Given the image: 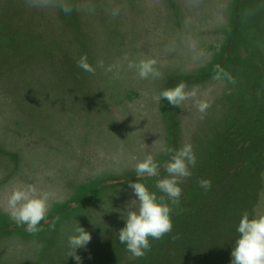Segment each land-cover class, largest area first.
<instances>
[{
	"label": "rangeland",
	"instance_id": "rangeland-1",
	"mask_svg": "<svg viewBox=\"0 0 264 264\" xmlns=\"http://www.w3.org/2000/svg\"><path fill=\"white\" fill-rule=\"evenodd\" d=\"M81 5L79 21L68 15L64 31L82 30L95 74L76 62L65 86L43 80L48 64L40 57L50 40L45 33L37 39V61L26 69L31 88L16 89L0 77V264H64L68 253L62 251H70L68 239L79 226L98 234L107 222L119 237L136 198L129 187L137 180L136 163L152 155L160 164L159 177L139 178L159 195L155 183L167 175L163 166L171 156L166 149L184 144L193 146L197 164L173 206L172 233L152 240L150 251L176 241L184 223L197 226L246 195L253 203L250 218L264 215V0H256L255 9L251 0L244 8L241 0ZM148 60L155 61L158 77L140 79L128 67ZM181 82L209 105L205 113L193 100L180 108L158 99ZM202 178L211 179L207 192L199 186ZM97 183L104 184L95 189ZM28 185L51 205L49 223L42 221L37 234L7 211L9 194ZM124 245L119 264L137 259ZM231 261L229 254L224 264Z\"/></svg>",
	"mask_w": 264,
	"mask_h": 264
},
{
	"label": "trees",
	"instance_id": "trees-1",
	"mask_svg": "<svg viewBox=\"0 0 264 264\" xmlns=\"http://www.w3.org/2000/svg\"><path fill=\"white\" fill-rule=\"evenodd\" d=\"M247 2L248 0L246 2L241 0L242 7L244 4L247 5ZM79 3L80 0H74L76 6ZM255 3L256 0H251V9L257 8L258 4ZM68 15L79 21L80 15L75 7L71 14L65 15L64 12L54 8L44 10L30 8L26 0H0V49L2 48L0 77H4L6 82L9 80L8 82L15 85L16 89L31 88L32 78L29 77L26 69L37 61L34 58L40 46L37 39L44 37L46 33L50 40L43 44L40 58L44 57L42 61L48 64V74L47 77L42 76V79L45 81L50 79L49 83L55 86H65L72 64L85 54L87 56L82 30L77 27L74 30L77 32L75 34L64 31L65 27L67 29L66 19H70ZM249 15H254L253 11ZM75 70L79 69L76 67ZM1 81L0 78V83ZM4 84L6 86V83ZM83 114L85 115L84 112ZM81 129L79 131L83 135L84 128ZM103 184H94V188ZM249 199L246 195L245 199L239 198L237 208L235 205L230 207L226 205L225 208H218L217 213L210 212L198 222L197 226H195L197 221L184 223L185 229L176 235L178 237L176 241L169 242L165 247L155 248L148 256L131 260L126 264H137L139 260L142 264H224L238 239L237 229L243 214L247 212L251 217L253 203ZM227 208L229 209L226 210ZM222 211L228 214L223 215ZM114 228L106 222L104 227L101 226L98 234L95 231L91 232L92 239L88 245L77 249V253L82 255L81 264H119L124 255L121 253L126 251ZM62 252L69 251L64 249ZM60 262L75 264L77 261L73 257H61Z\"/></svg>",
	"mask_w": 264,
	"mask_h": 264
},
{
	"label": "clouds",
	"instance_id": "clouds-1",
	"mask_svg": "<svg viewBox=\"0 0 264 264\" xmlns=\"http://www.w3.org/2000/svg\"><path fill=\"white\" fill-rule=\"evenodd\" d=\"M30 8L40 10L54 8L71 14L74 7L77 11L82 10L83 5L76 6L74 0H26ZM117 11L113 12L116 15ZM78 67L82 70L95 74L96 68L88 62L87 56H82L77 61ZM103 67V62H98ZM155 61H140L138 64L129 63L130 69H135L140 79L158 77L160 74L155 71ZM110 70V69H109ZM229 79L231 77L229 76ZM195 89L188 90L181 82L175 87L166 88L161 91L158 99L165 98L170 105L182 108L186 101L193 100L198 111L205 113L209 105L196 100ZM155 142V141H154ZM153 142V143H154ZM171 153L170 159L164 164V171L167 173L163 178L157 179L155 188L160 193L153 192L149 187L140 182L142 177H159L160 164L152 155H147L135 165L137 180L129 183L136 197L131 200L132 207L123 218L126 224L119 230V241L126 244L127 250L134 258L144 257L151 250L152 240H161L172 233L174 223L172 219L173 206H178L183 194V183L188 180L197 164V156L191 144H184L178 150L166 149ZM199 186L205 192L212 187L211 179H200ZM51 210L48 198L39 194L37 189L31 185L14 189L7 199V211L10 218L19 225H26V231L37 234L42 231L41 222L49 223L48 216ZM56 219L51 221V229L56 227ZM237 232L238 239L231 252V264H264V215L249 217L245 212L239 222ZM173 240L177 236L172 237ZM92 235L84 227L79 226L75 234L68 239L70 251L68 257H74L77 264L82 258L77 249L85 248L91 241Z\"/></svg>",
	"mask_w": 264,
	"mask_h": 264
}]
</instances>
